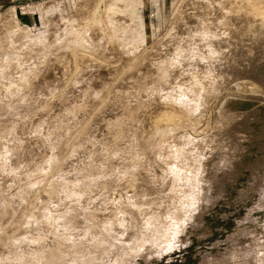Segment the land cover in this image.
<instances>
[{
  "label": "rangeland",
  "instance_id": "374dc122",
  "mask_svg": "<svg viewBox=\"0 0 264 264\" xmlns=\"http://www.w3.org/2000/svg\"><path fill=\"white\" fill-rule=\"evenodd\" d=\"M238 1L0 0V264H264Z\"/></svg>",
  "mask_w": 264,
  "mask_h": 264
},
{
  "label": "bare ground",
  "instance_id": "6f19581e",
  "mask_svg": "<svg viewBox=\"0 0 264 264\" xmlns=\"http://www.w3.org/2000/svg\"><path fill=\"white\" fill-rule=\"evenodd\" d=\"M238 7L244 8L248 17V21L236 26L234 41L226 48V52H230L231 60H239L248 50L257 52L264 47V0H239ZM238 89L242 93H250L257 95L261 90L254 84L240 85ZM242 106V104H240ZM226 107L228 111L232 110L230 104H222L221 108ZM177 117L175 111L169 108L160 107L155 109L147 120L146 127L152 130L158 124L170 126Z\"/></svg>",
  "mask_w": 264,
  "mask_h": 264
}]
</instances>
